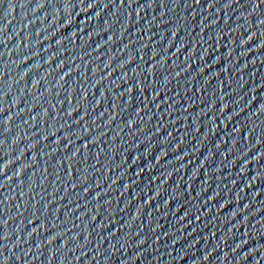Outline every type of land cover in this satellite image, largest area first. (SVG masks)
Masks as SVG:
<instances>
[{"label": "water", "instance_id": "1", "mask_svg": "<svg viewBox=\"0 0 264 264\" xmlns=\"http://www.w3.org/2000/svg\"><path fill=\"white\" fill-rule=\"evenodd\" d=\"M262 9L0 0L5 264H264Z\"/></svg>", "mask_w": 264, "mask_h": 264}, {"label": "snow or ice", "instance_id": "2", "mask_svg": "<svg viewBox=\"0 0 264 264\" xmlns=\"http://www.w3.org/2000/svg\"><path fill=\"white\" fill-rule=\"evenodd\" d=\"M199 2H200V0H196V3H197V4H199ZM249 2L252 3V5H253V11H254L257 7L264 6V0H258V3L256 2V0H249ZM120 3L123 4V3H124V0H120ZM149 6H150V5H149ZM262 10H264V9H262ZM250 38H251V36H249V39H250ZM5 95H7V93H5ZM73 155H75V153H73ZM6 166H7V164H5L3 167L5 168ZM9 179H10V178H9ZM0 203H2V201H0ZM29 223H31V221H29ZM41 226H42V225H40V227H41ZM37 229H38V228L33 227V228H32V231H30V232L28 233V235H31L32 232H36ZM0 239L8 240V237H6V236H0ZM48 243H50V242H48ZM10 259H11V257L5 255V256H3L2 258H0V264H5V261H9ZM18 259H19V258L17 257V260H18ZM77 259H79V258L77 257Z\"/></svg>", "mask_w": 264, "mask_h": 264}]
</instances>
